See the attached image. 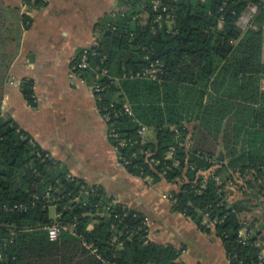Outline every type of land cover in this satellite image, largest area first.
<instances>
[{"label":"trees","instance_id":"16d2710c","mask_svg":"<svg viewBox=\"0 0 264 264\" xmlns=\"http://www.w3.org/2000/svg\"><path fill=\"white\" fill-rule=\"evenodd\" d=\"M253 2L260 12L244 31L237 20ZM263 24V0H162L157 10L153 0H119L96 23L83 73L102 87L97 105L120 162L148 184L179 185L173 210L219 237L230 264H264V224L245 217L263 194H229L237 175L254 188L264 178ZM102 69L108 74L98 76ZM34 86L25 78L21 89L37 106ZM142 125L152 132L145 140ZM69 174L13 116L0 115V264H105L99 255L186 264L181 247L150 238L143 213ZM21 203L27 208H9ZM56 220L74 231L52 240L45 226Z\"/></svg>","mask_w":264,"mask_h":264},{"label":"crops","instance_id":"0c3cea01","mask_svg":"<svg viewBox=\"0 0 264 264\" xmlns=\"http://www.w3.org/2000/svg\"><path fill=\"white\" fill-rule=\"evenodd\" d=\"M44 1L30 7L26 0H0V115L13 116L70 174L143 213L150 238L181 247L184 263L230 264L219 237L173 210L176 183L148 184L120 163L91 83L73 71L74 57L100 36L96 23L119 0ZM262 36L264 62V24ZM25 78L34 81L37 106L22 92Z\"/></svg>","mask_w":264,"mask_h":264},{"label":"built area","instance_id":"2783aa9c","mask_svg":"<svg viewBox=\"0 0 264 264\" xmlns=\"http://www.w3.org/2000/svg\"><path fill=\"white\" fill-rule=\"evenodd\" d=\"M153 1H154V8L157 10L162 5V0H153ZM167 9H168V7L164 6V10L166 11ZM259 12H260L259 5L255 2L250 3L248 5V7L239 16V18L237 20V25L244 31L248 30L250 27L254 26L255 19H256L257 15L259 14ZM167 16L169 17L170 14H167ZM159 18H161V17H159ZM93 45L85 46L80 51V53H78L73 59V65H72L73 71L76 75H78L79 77H81L83 79H86L83 76L85 69H88L89 67H91L90 55L95 53V51L92 50ZM97 74H98V76L100 74L106 75V74H108V70L102 69V71L98 72ZM153 75H155L154 71H153ZM11 82L14 83L15 81L12 80ZM91 87L94 90V92L100 91L102 89V87L99 83H93V84H91ZM96 97H98V96L96 95ZM98 110L101 113V109L99 106H98ZM125 111L129 114H133L132 106L129 103H125ZM103 116L108 121L109 116H107V115H103ZM109 131H110V136L116 135L115 133H112V131L110 129H109ZM139 132L142 135L143 139L145 140L148 137V134L151 132V130L147 126L142 125L141 128L139 129ZM69 176H72V174H69ZM116 202H119V201H117L114 198L113 203H116ZM9 208L10 209H26L27 207L23 203H21V204H15L14 206H10ZM57 217H59V214ZM74 227H75V225H64L57 220L53 221L49 225L45 226V228L48 230L49 236L52 240H57L63 229H71L72 231H74ZM89 247L93 248L94 252H97V249L94 248L92 244H90ZM99 256L103 259L105 264H116V263H113V262L106 260L101 255H99ZM1 258H2V254L0 253V259Z\"/></svg>","mask_w":264,"mask_h":264},{"label":"rangeland","instance_id":"374dc122","mask_svg":"<svg viewBox=\"0 0 264 264\" xmlns=\"http://www.w3.org/2000/svg\"><path fill=\"white\" fill-rule=\"evenodd\" d=\"M150 135L152 134V132L149 133ZM148 134V135H149ZM236 180L238 181L237 184H229L230 187V197L231 199H237V198H241L243 196H245L246 191L248 193L251 192H260L261 195L259 199L255 198V202L259 203L258 206H256L250 213L247 214V216H245L246 218L249 219H253L254 217H258L259 220L258 222V226H261V224H264V178H262L260 181H258L257 183V187H249L247 186V184L244 182L243 179H241L238 175L236 177ZM179 186V185H178ZM56 213L55 207L52 206L51 207V214L54 216ZM264 245V244H263ZM263 253H264V249H263Z\"/></svg>","mask_w":264,"mask_h":264}]
</instances>
